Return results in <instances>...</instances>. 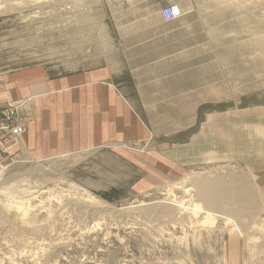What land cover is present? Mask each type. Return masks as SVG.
I'll list each match as a JSON object with an SVG mask.
<instances>
[{
  "label": "rangeland",
  "instance_id": "obj_1",
  "mask_svg": "<svg viewBox=\"0 0 264 264\" xmlns=\"http://www.w3.org/2000/svg\"><path fill=\"white\" fill-rule=\"evenodd\" d=\"M172 5L150 62L133 30ZM7 116L0 264H264V0H0ZM219 176L253 196L230 225L191 211Z\"/></svg>",
  "mask_w": 264,
  "mask_h": 264
},
{
  "label": "bare ground",
  "instance_id": "obj_2",
  "mask_svg": "<svg viewBox=\"0 0 264 264\" xmlns=\"http://www.w3.org/2000/svg\"><path fill=\"white\" fill-rule=\"evenodd\" d=\"M177 9L180 13H183V9L180 6H178ZM194 184L200 188V191L195 196L198 204H195L191 208V211L196 216L204 213L206 224L209 223L213 225L219 219H224L227 225L234 223L230 217L224 218L221 215L220 210L223 204H228L230 206L239 205L254 210L255 205L252 202L253 196L250 193L249 186L247 182L243 181L241 178L237 177L231 184L225 182V180L221 178H214L212 180L201 178L200 180H195ZM180 206L182 207L183 203ZM167 211L168 209L165 208L159 209L161 214ZM147 212L149 213L150 210H147L146 213ZM235 228L243 235L237 225H235Z\"/></svg>",
  "mask_w": 264,
  "mask_h": 264
},
{
  "label": "crops",
  "instance_id": "obj_3",
  "mask_svg": "<svg viewBox=\"0 0 264 264\" xmlns=\"http://www.w3.org/2000/svg\"><path fill=\"white\" fill-rule=\"evenodd\" d=\"M184 16H185V12L183 10V13H182V16H181L180 19H182ZM180 19H178L176 21H173V22H168L169 24H152V25L138 24V25H136V26H138V28H143V29L142 30H140V29H134L133 30L134 32H139L140 37L142 36L141 33H144L145 36L147 37V40H145V41H148V42L151 41L154 44L157 43V45H158L157 47H154V46L149 45V46H147V48H146V50L144 52V55H146V57L150 58V60H149L150 62H152L153 60H155L156 57H160L161 56V46H160V44L162 43L163 40H171V39L172 40L173 39L178 40V37L176 38L175 36L179 32V31H177L179 29H176V31H175V29L173 27L178 26V24H175V22L179 21ZM170 30H172L173 32H176V34L173 35V36L172 35L170 36V34H168L170 32ZM137 49H138V51L135 48L134 42L129 39L128 40V54L130 56H134L136 54H138L139 56H141L143 54V49L141 47H137ZM171 77H172V75H171ZM239 117H240L239 114L237 116L234 114V117H233L234 124L233 125L236 126V123H237ZM188 121L189 120L187 119L186 122H188ZM224 122H225L224 119L218 117L216 119L215 124H213L212 128L217 127L218 129L221 128L223 130L228 129L229 126L227 125V123H224ZM217 131H218L217 134L220 137L221 136L220 135V132L221 131L220 130H217ZM219 137H218V140L219 141L220 140H222V141L225 140V136L224 135L222 136L224 138H219ZM222 150H224V149H222ZM254 164H255V162H254ZM220 177H223L224 178V176H219V178Z\"/></svg>",
  "mask_w": 264,
  "mask_h": 264
},
{
  "label": "built area",
  "instance_id": "obj_4",
  "mask_svg": "<svg viewBox=\"0 0 264 264\" xmlns=\"http://www.w3.org/2000/svg\"><path fill=\"white\" fill-rule=\"evenodd\" d=\"M182 13L177 9L176 5L168 6L162 11V17L166 22H173L180 19ZM27 132L26 125L24 123H13L7 116L5 121H0V134L7 135L10 139L18 138L25 135Z\"/></svg>",
  "mask_w": 264,
  "mask_h": 264
}]
</instances>
